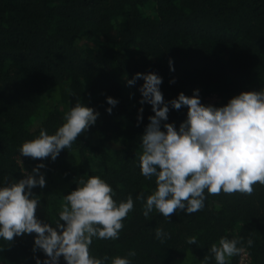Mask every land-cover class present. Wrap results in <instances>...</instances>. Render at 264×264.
<instances>
[{
  "label": "trees",
  "instance_id": "1",
  "mask_svg": "<svg viewBox=\"0 0 264 264\" xmlns=\"http://www.w3.org/2000/svg\"><path fill=\"white\" fill-rule=\"evenodd\" d=\"M82 41L93 45L80 46ZM136 73L162 77L165 102L199 89L202 104L210 105L207 99L215 95V107H223L242 92L264 90V0H0V187L44 164L46 186L32 192L40 199L37 219L52 227L64 196L82 177L100 176L117 204L131 194L134 208L122 221L119 238H93L89 247L92 257H109L105 264L116 256L131 264H202L206 255L207 264H216L209 249L221 237H242L238 247L248 252L251 264H264V185L259 183L251 195L205 190L202 210L178 211L170 222L155 209L144 217L146 199L157 185L155 176L141 175L139 156L155 113L140 103L145 81L127 85ZM109 96L119 101L111 114ZM78 100L100 115L70 149L55 161L19 153L41 129L55 134ZM169 108L161 130L166 131L163 123L179 130L188 108ZM140 194L143 201L136 199ZM157 228L171 238L161 243ZM193 236L196 245L186 242ZM35 237L0 238V264L46 259L43 251H33ZM240 258L241 253L233 256L230 264ZM59 264L67 262L61 257Z\"/></svg>",
  "mask_w": 264,
  "mask_h": 264
},
{
  "label": "clouds",
  "instance_id": "2",
  "mask_svg": "<svg viewBox=\"0 0 264 264\" xmlns=\"http://www.w3.org/2000/svg\"><path fill=\"white\" fill-rule=\"evenodd\" d=\"M169 65L174 71L171 59ZM141 78L145 83L139 89L140 103L150 104L155 113L149 117L150 123L141 138L139 156L141 175L149 180L155 176L157 185L146 199L145 218L153 209L169 222L178 211L196 213L205 206V190L209 195H219L221 191L251 195L253 185H264V90L242 92L227 105L215 107L201 103L199 89L191 97L181 92L178 98L165 102L160 90L163 80L156 73H136L127 80V85L132 86ZM107 103L111 105L107 109L111 114L119 101L109 96ZM169 105L175 110L188 108L187 119L179 130L174 123H163L166 131L161 130L162 122L169 118ZM99 115L78 100L55 134L41 129L37 138L22 144L19 153L41 160L51 157L55 161L62 150L70 149L78 136L95 125ZM141 119L139 116L138 121ZM44 167L39 164L32 173L25 172L24 179L0 187V238L12 242L16 236L35 233L33 251L41 250L47 257L43 261L37 257L36 264H59L61 257L67 264H105L109 257H92L89 247L93 238H119L124 227L122 221L134 208L132 195L117 204L112 187L100 176L87 180L82 177L76 190L64 196L66 202L59 211L56 226L52 227L37 219L40 199L32 192L37 186H46L44 174L40 173ZM136 199L143 201V194ZM156 238L163 243L171 237L157 228ZM242 240V237H221L218 245H211L209 253L216 264H230V258L244 251L238 247ZM186 242L196 245L197 238L189 237ZM253 243L248 239L249 247ZM128 255L134 257L136 253L130 251ZM208 259L206 255L202 264H207ZM111 264L131 262L116 256Z\"/></svg>",
  "mask_w": 264,
  "mask_h": 264
},
{
  "label": "rangeland",
  "instance_id": "3",
  "mask_svg": "<svg viewBox=\"0 0 264 264\" xmlns=\"http://www.w3.org/2000/svg\"><path fill=\"white\" fill-rule=\"evenodd\" d=\"M79 45H80V46H87V47H90V46H92L93 44L89 46V45L87 44V42L82 41V42L79 43ZM207 100L209 101V104H210V105H213V106H215L216 103L218 102V98H217L215 95H212V96L209 97Z\"/></svg>",
  "mask_w": 264,
  "mask_h": 264
},
{
  "label": "built area",
  "instance_id": "4",
  "mask_svg": "<svg viewBox=\"0 0 264 264\" xmlns=\"http://www.w3.org/2000/svg\"><path fill=\"white\" fill-rule=\"evenodd\" d=\"M239 264H251V258L245 250L241 253Z\"/></svg>",
  "mask_w": 264,
  "mask_h": 264
}]
</instances>
